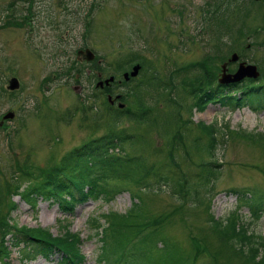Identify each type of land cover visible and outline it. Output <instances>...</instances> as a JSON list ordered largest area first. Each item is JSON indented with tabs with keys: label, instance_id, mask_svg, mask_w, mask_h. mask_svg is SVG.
Segmentation results:
<instances>
[{
	"label": "rangeland",
	"instance_id": "rangeland-1",
	"mask_svg": "<svg viewBox=\"0 0 264 264\" xmlns=\"http://www.w3.org/2000/svg\"><path fill=\"white\" fill-rule=\"evenodd\" d=\"M213 1L0 0V118L10 112L0 122L3 196L0 210L4 212L3 204L9 198L15 204L9 218L18 226L45 228L51 235L65 229L77 231L82 237L79 251L85 253L82 264H100V250H104L109 261L118 248L110 255L108 250H113V243L106 239L101 244L99 234L92 232L87 218L109 209L124 211L130 206L131 190L137 193L148 215L164 214L159 236L155 234L152 238L158 240L161 236L162 244L165 240V245L174 252L168 250L171 253L165 258L168 264L189 262L193 252L191 240L201 246L194 264H213L212 261L241 264L213 231L208 213L219 217L235 208L237 199L229 188L264 191V147L248 139L231 137L229 133L224 141L217 136L219 143L214 157L220 165L215 167L213 175L210 173L207 184L211 189L207 192V186L194 184L197 180L194 174L201 172L196 163L206 156L195 152L191 137L197 130L196 121L215 122L222 128L226 123V128L233 130L264 132V109L221 106L211 101L199 110L192 104L191 95L177 82L186 70V75L199 73L200 78L215 84L222 72L231 75L239 62L245 60L244 64H255L260 71L252 83H264V0H238L206 32L201 16H205V8ZM83 46L99 59L96 61L100 66L99 78L114 75L111 85L120 93V98L114 99L112 105L106 100L107 91L101 90L105 83L101 81L98 88L94 87L95 77L91 71L85 72L93 60H88L84 53H81L84 57L75 58L76 49ZM233 53L237 58L226 61ZM201 58L198 71L194 64ZM133 59L138 62L143 59L147 67L122 80V71L135 65ZM69 67L72 75L64 74ZM180 67L186 69L177 71L176 76L175 70ZM251 69L246 70L250 73ZM149 74H155L160 82L172 79L165 87L164 96L160 90L144 83ZM11 76L18 78L19 86L8 90L7 80ZM117 79L122 82L116 83ZM245 79L224 82L222 93L236 96L232 86L239 87L240 91L247 83ZM118 102L122 103L119 108ZM143 105L150 108L152 123H135L126 116V112H139ZM119 109H124V113L120 114ZM176 110L181 121L189 119L179 129L185 142L182 152L187 157L174 144L167 146V142L175 140L171 134L175 125L166 119L176 114ZM115 115H118L116 120ZM117 129L141 134L136 143L140 150L131 149L125 142L124 148L130 154L134 151L140 154L145 164L151 163L150 173L142 180L148 185H126L109 200L88 197L76 202L70 212H62L56 203L42 198H36L31 205L13 194L11 186L15 181L19 190L25 188L57 164L71 148ZM171 158L181 163L180 170L188 184L182 200L171 192L168 184L154 176L156 172L166 174L164 167ZM116 182L110 180L109 184L117 185ZM194 189L198 190L196 194ZM237 210L249 229L264 234V211L253 218L246 206H239ZM8 248L9 264H54L56 258L52 255L50 260H54L50 261L24 243L8 244ZM155 252L152 246L150 253ZM159 260L156 258L154 264L163 262Z\"/></svg>",
	"mask_w": 264,
	"mask_h": 264
},
{
	"label": "trees",
	"instance_id": "trees-1",
	"mask_svg": "<svg viewBox=\"0 0 264 264\" xmlns=\"http://www.w3.org/2000/svg\"><path fill=\"white\" fill-rule=\"evenodd\" d=\"M217 20L215 18L214 22H217ZM133 60L136 61L135 59ZM141 60L139 62L142 67L144 65L146 68L147 65L144 64L143 59ZM202 60L201 58L200 62L192 63L198 71L199 69L201 70ZM90 67L100 69V66L94 61ZM70 69L69 67L64 74L72 75ZM182 69L186 68H177L175 70L176 74H174L177 76V71ZM76 71L78 72V70ZM170 77L172 78L173 76L170 75ZM156 78L155 74H149L146 76L144 83L152 86L154 90H160V95H163L165 87L169 85L172 79L168 80L167 78V80L160 82ZM177 83H179L184 92L191 95L193 104L199 110L203 109L204 103L208 100L218 102L220 105H243L246 103V96L250 98L251 95L252 99L249 102L252 104L250 105L264 108V83L244 84L239 94L234 97L228 96L227 93H222V86L220 85V87L217 86V89L213 87L211 83L200 78L199 73L190 76L186 75V70H184L183 75L182 73L180 74ZM189 83H194L195 85H190ZM235 88L239 87L236 86ZM256 93L257 95L254 97ZM139 109H141L139 112H126V116L135 123L144 122L149 124L152 123V120L154 121V117L149 113L150 108L143 105ZM125 110L119 109L117 111L122 114ZM175 113L166 119L167 123L171 122L172 125H175V129L171 133L175 140L167 142V146L171 147L174 144L177 146L176 149L187 157V153L182 152L185 142L179 129L186 126L189 119L181 121L178 116V110ZM117 117L118 115H115L114 120ZM194 126L197 130L191 137V142L199 156L201 154L206 156V159L201 158L196 163L200 167L201 172L194 174L197 179L194 180V184L207 186V192L211 189V186L207 184L210 183V173L212 171L211 175H213L216 171L215 167L220 165L214 157V151L219 143L217 136L220 137L221 141H224L229 133L231 137L248 139L256 145L264 147L263 131H246L243 128L233 130L226 128V123L222 128L216 126L215 122L204 123L202 121H196ZM163 129L167 132V128L163 127ZM140 137L141 134L136 133V131L127 132L117 129L109 130L104 134L90 138L67 151L57 164L53 165L51 169L45 171L40 178L29 183L25 188L17 190V182L15 181L11 186L13 194L17 193L21 199L31 205L34 204L36 198H42L56 203L63 211H69L72 210L75 202L84 200L87 196H100L108 200L113 196V193L117 192V190H122L126 185L138 186L142 184V187L148 185L142 180L148 171L150 173L151 163L145 164L144 158L140 154H137L136 151L130 154L124 148L125 142L131 149L137 148L140 150L136 144L139 142L138 138ZM125 138L127 140H124ZM171 151L172 149L169 150V155ZM180 166L181 163L179 164V161L171 158L164 167L168 176L166 174L161 175L159 172L154 173V176L159 181H162L163 184H168L171 192L182 200L183 196L187 194L188 184L180 170ZM110 180H115L118 184H113L115 186L110 185ZM5 187H7L6 184ZM7 189L8 187L6 191ZM227 190L235 194L237 199L236 206L228 211L227 214L219 217H214L209 212L210 226L223 244L236 255L235 257L239 259L241 264H264V234L249 229L247 223L243 221L242 217L240 218L237 212L238 207L243 205L247 207L250 216L253 218L258 217L261 211H264V191H258L253 188H229ZM196 192L198 190L194 189L195 194ZM129 195L131 203L124 211L117 212L109 209L87 218V223L91 225L92 232L96 235L99 234L98 238L101 244L106 239L111 240L113 243L111 245L113 250H108L110 255H112L113 251L115 252L116 248L125 247L127 250L123 259L116 253V256L108 261L104 250H101L100 258L105 260L104 264H154L156 258L160 259L159 263L163 261L160 264H168L165 258L171 253L174 254V252L165 245V240H163L164 245L162 244L161 236L158 240L152 238L155 234L159 236L158 228L163 225L161 220H163L164 214L163 216L160 213L153 216L148 215L142 202L137 198V193L129 190ZM2 197V187L0 186V209L3 203ZM196 197L198 198V196ZM3 205L5 206L4 212L0 210V264H9L8 253L10 249L8 244L18 246L20 243L28 245L31 250L44 257L56 254V262L58 264H78L82 261L83 255L79 251V239L76 234L70 233L65 229L62 233L51 235L45 228L18 226L16 222L9 218L10 209L15 206L14 202L8 198ZM100 217H102V221L99 220ZM7 239L8 241L6 242ZM158 241L160 242L159 246L156 245ZM191 244L193 252L189 256V262L184 264H193L198 254L201 253L200 245L193 240H191ZM152 246L156 249L154 254L150 253ZM209 260L212 261L211 258ZM212 262L214 264V261Z\"/></svg>",
	"mask_w": 264,
	"mask_h": 264
},
{
	"label": "water",
	"instance_id": "water-1",
	"mask_svg": "<svg viewBox=\"0 0 264 264\" xmlns=\"http://www.w3.org/2000/svg\"><path fill=\"white\" fill-rule=\"evenodd\" d=\"M263 22H264V14H263ZM76 53H77L76 57H79V58L84 57L86 55L90 59L93 56V53L90 50H88L87 48L78 49ZM81 53H84V56H81ZM235 58H236V55H235V53H233V54H231L230 58H228L227 60L228 61L229 60H234ZM224 63L225 62H223L222 65ZM249 67L253 69V70L251 69L252 71L250 73H248L247 70H246ZM137 68H138L137 64L132 66V69L129 71V75L135 74L136 71H137ZM256 75H257V71L255 70V67L253 65H244L242 62H239L237 69L231 75L222 72L221 75H220L221 77H218V81L219 82L236 81V80L242 78L243 76L255 77ZM228 76H231V77H229V79H227ZM123 77L127 78V72H123ZM108 79H111V77H108L107 79H104V82L107 83ZM96 85H101V81H98L96 83ZM17 86H18L17 79L14 76H11L7 80L6 87L8 89L12 90V89L16 88ZM107 100H108V102L112 101V99H111V97L109 95H107ZM118 105L121 106L122 103H119ZM7 116H10V112L4 113L2 115V118H6ZM0 122H1V120H0Z\"/></svg>",
	"mask_w": 264,
	"mask_h": 264
},
{
	"label": "flooded vegetation",
	"instance_id": "flooded-vegetation-1",
	"mask_svg": "<svg viewBox=\"0 0 264 264\" xmlns=\"http://www.w3.org/2000/svg\"><path fill=\"white\" fill-rule=\"evenodd\" d=\"M238 0H215L212 2V4L209 7V11L219 13L223 15L225 12L228 11V5L230 3H237Z\"/></svg>",
	"mask_w": 264,
	"mask_h": 264
}]
</instances>
